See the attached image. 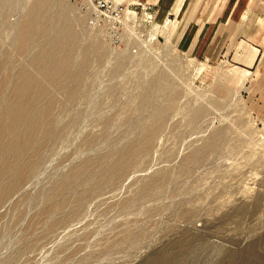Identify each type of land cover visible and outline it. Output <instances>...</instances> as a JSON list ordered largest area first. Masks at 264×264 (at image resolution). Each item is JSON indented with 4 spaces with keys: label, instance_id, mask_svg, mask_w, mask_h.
<instances>
[{
    "label": "rangeland",
    "instance_id": "1",
    "mask_svg": "<svg viewBox=\"0 0 264 264\" xmlns=\"http://www.w3.org/2000/svg\"><path fill=\"white\" fill-rule=\"evenodd\" d=\"M121 1L116 44L84 2L51 4L53 22L68 12L79 48L63 84L40 77L59 106L32 174L0 202V264H264V62L252 73L199 63L191 26ZM28 4L0 0L5 98L21 69L38 77L39 42L19 51ZM141 142L149 151L114 172Z\"/></svg>",
    "mask_w": 264,
    "mask_h": 264
},
{
    "label": "bare ground",
    "instance_id": "2",
    "mask_svg": "<svg viewBox=\"0 0 264 264\" xmlns=\"http://www.w3.org/2000/svg\"><path fill=\"white\" fill-rule=\"evenodd\" d=\"M28 1V11L22 20L18 35L19 51L27 53L39 42L40 45L31 61L34 70L32 71L38 77L30 74L32 72L29 73L27 69H21L10 96L6 98L5 85H0V202L17 190L35 169L41 151L51 137V115L59 106H57L59 98L52 97L48 86L42 81L44 79L45 82L58 87L63 81L68 80L69 71L73 69L75 61L74 53L80 42L78 32L72 27L66 10L57 11L55 22L52 17L54 12L53 15L48 14V11L53 9L51 4L55 0ZM94 14L97 17L96 12ZM88 49L83 52L80 62L77 63L75 75L73 79L71 78L73 85L69 84L72 87L68 89L71 98L78 84L82 82H79L80 77L88 66L90 57ZM148 151L147 142L128 146L115 162L113 171L121 170L131 155ZM200 152L198 151L197 155ZM88 165H83L79 170Z\"/></svg>",
    "mask_w": 264,
    "mask_h": 264
},
{
    "label": "crops",
    "instance_id": "3",
    "mask_svg": "<svg viewBox=\"0 0 264 264\" xmlns=\"http://www.w3.org/2000/svg\"><path fill=\"white\" fill-rule=\"evenodd\" d=\"M136 2L163 17L166 24L178 22V29L191 26L186 47L199 63H220L252 73L264 62V0Z\"/></svg>",
    "mask_w": 264,
    "mask_h": 264
},
{
    "label": "built area",
    "instance_id": "4",
    "mask_svg": "<svg viewBox=\"0 0 264 264\" xmlns=\"http://www.w3.org/2000/svg\"><path fill=\"white\" fill-rule=\"evenodd\" d=\"M84 5L91 7L97 14V21L103 24L113 43L121 41V28L125 20V5L121 0H80ZM144 10L149 8L142 5Z\"/></svg>",
    "mask_w": 264,
    "mask_h": 264
}]
</instances>
